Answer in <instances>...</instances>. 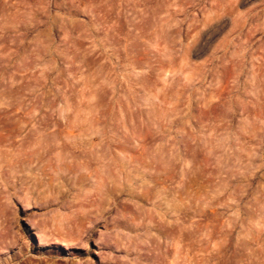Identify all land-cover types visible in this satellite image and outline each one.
<instances>
[{
	"label": "rangeland",
	"instance_id": "1",
	"mask_svg": "<svg viewBox=\"0 0 264 264\" xmlns=\"http://www.w3.org/2000/svg\"><path fill=\"white\" fill-rule=\"evenodd\" d=\"M0 264H264V0H0Z\"/></svg>",
	"mask_w": 264,
	"mask_h": 264
}]
</instances>
